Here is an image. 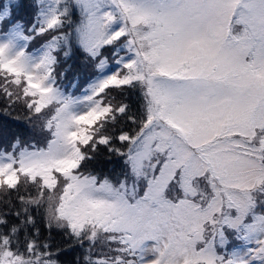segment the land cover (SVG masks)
Segmentation results:
<instances>
[{"label": "snow or ice", "instance_id": "1", "mask_svg": "<svg viewBox=\"0 0 264 264\" xmlns=\"http://www.w3.org/2000/svg\"><path fill=\"white\" fill-rule=\"evenodd\" d=\"M77 51L96 73L80 95ZM0 94V119L43 137L0 127V264H59L53 228L85 264H264V0H0ZM100 146L115 178L90 170Z\"/></svg>", "mask_w": 264, "mask_h": 264}, {"label": "trees", "instance_id": "2", "mask_svg": "<svg viewBox=\"0 0 264 264\" xmlns=\"http://www.w3.org/2000/svg\"><path fill=\"white\" fill-rule=\"evenodd\" d=\"M20 15L24 17L26 20H30L32 18L31 12H29V10H27V15L24 11H22ZM77 15L78 13L76 14V16ZM45 40L46 37H36V39L32 42L30 50L40 46L41 43L44 42ZM81 55H83V53L77 51L74 58L68 61V63H71L73 67H72V71L68 73V77L66 79L68 82L65 83V85L69 83L70 78L77 76L74 74V71L77 74H79L78 76L80 77L78 87L75 89H70L73 92L75 91L77 92L85 88L86 84L88 83L89 77L91 79L92 77H94L93 75L95 74V72L90 67H82L81 64H79L81 63V58H80ZM84 68L85 70H83ZM111 91L115 95L117 101H121V100L127 101L132 105V110L133 111L136 110V108L139 105L138 93L131 92L130 90L125 93H121L117 89H112ZM8 106H9L8 98L3 94H0V108H6ZM14 107H15L14 116L19 115L20 117H23L26 109H24L22 103H18ZM10 120H12V118L10 117H4L3 119H0V127H3L6 130L7 139L10 140L11 137L16 133H19L23 137L24 133L26 132L24 129V124L21 121H19V124L21 125L13 124V122ZM129 126L130 125H126L124 121H121V123L117 126V131L121 127L125 128V130H128ZM40 136L42 135L40 134ZM5 148H7V141L0 142V151L4 150ZM100 148H101V154L98 158V161L90 165V170L94 169L98 173L108 174L111 175L113 178H115V176L120 173V170L123 167L122 162L120 158L116 156H112L111 160L107 159V157L110 156L111 154L106 151L104 146H100ZM116 169H118L117 172ZM28 188L31 192V195L35 196L37 194L33 186L29 185ZM19 195L28 196L29 192L25 191L24 188L21 187ZM0 196L7 198L6 195L1 194ZM13 205L14 207H12ZM2 207L3 210L9 211L10 213H14L16 210L21 209L22 207L21 201L19 200L14 190L12 191V195H11V205L4 204L2 205ZM29 210L31 212V215L36 218V224L37 227L39 228V233H40L39 240L43 242L49 237L48 229L45 227L44 224V215H45L44 209L40 208L39 210H37L35 205H29ZM8 223L9 225L18 224L20 223V221L16 218L15 215L10 214L8 216ZM28 234L29 236L33 235V231L31 227L28 229ZM19 241H20L19 243L20 251L26 252V240L24 238L23 233H21ZM51 243L54 252L57 249H64L63 251H60L58 255H54L53 257L54 259H57L59 261V264H85L84 257L87 254L86 248H82L79 246L68 248V237L64 236L61 231L55 228H53L51 232Z\"/></svg>", "mask_w": 264, "mask_h": 264}, {"label": "rangeland", "instance_id": "3", "mask_svg": "<svg viewBox=\"0 0 264 264\" xmlns=\"http://www.w3.org/2000/svg\"><path fill=\"white\" fill-rule=\"evenodd\" d=\"M29 12H31V10L29 9ZM75 19L76 20H78L79 19V15H77V16H75ZM31 20V19H30ZM44 42H46V40L44 41ZM44 42H42L41 43V45L44 43ZM40 45V46H41ZM40 46H38V47H36V48H34V49H32V50H35V49H37V48H39ZM80 58H81V63H79V64H81V66L82 67H86L85 66V62H84V54L83 55H81L80 56ZM109 64H110V66L112 67V68H115L116 66H115V64L113 63V61L110 59L109 60ZM83 70H85V68L83 69ZM74 74L75 75H79V74H77L75 71H74ZM96 75V73L93 75V76H95ZM80 78V77H79ZM92 78H94V77H92ZM73 80V78H70V80H69V82L70 81H72ZM89 80H90V77H89ZM89 80H88V82H89ZM68 81L67 80H65L64 81V84L65 83H67ZM88 84V83H87ZM87 84H86V86H87ZM83 90V89H82ZM82 90H80V91H75L74 92V94L75 95H80L81 93H82ZM10 121H12L13 122V124H17V125H21V124H19V121H21L23 124H24V129H25V133H24V135H23V137H22V142L23 143H32V142H35V143H40L41 145L43 144V137L42 136H40V132H39V130H38V128H37V130L36 131H33V127L31 126V125H29L28 123H26V121L25 120H16V119H13L12 118V120H10ZM32 127V128H31ZM118 171V169H116V172ZM121 171V170H120ZM115 172V173H116ZM114 173V174H115ZM5 195V194H3L2 192H0V195ZM23 252V251H22Z\"/></svg>", "mask_w": 264, "mask_h": 264}]
</instances>
